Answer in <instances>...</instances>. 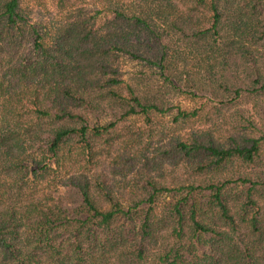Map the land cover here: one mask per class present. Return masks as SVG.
Wrapping results in <instances>:
<instances>
[{
  "label": "trees",
  "instance_id": "trees-1",
  "mask_svg": "<svg viewBox=\"0 0 264 264\" xmlns=\"http://www.w3.org/2000/svg\"><path fill=\"white\" fill-rule=\"evenodd\" d=\"M0 264H264V0H0Z\"/></svg>",
  "mask_w": 264,
  "mask_h": 264
},
{
  "label": "rangeland",
  "instance_id": "rangeland-1",
  "mask_svg": "<svg viewBox=\"0 0 264 264\" xmlns=\"http://www.w3.org/2000/svg\"><path fill=\"white\" fill-rule=\"evenodd\" d=\"M180 103H181L182 106H185V107H189V106H191V103H188V102H181V100H180ZM180 103H179V104H180Z\"/></svg>",
  "mask_w": 264,
  "mask_h": 264
}]
</instances>
